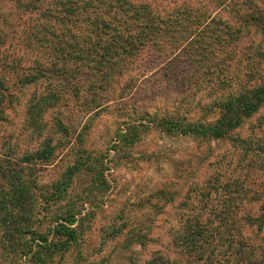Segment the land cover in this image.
I'll return each instance as SVG.
<instances>
[{"label": "trees", "instance_id": "obj_1", "mask_svg": "<svg viewBox=\"0 0 264 264\" xmlns=\"http://www.w3.org/2000/svg\"><path fill=\"white\" fill-rule=\"evenodd\" d=\"M16 3L19 12H33L40 20L32 35L34 43L40 46L36 48L40 55L27 65H19L17 60L10 64L2 62L0 119L3 118L1 105L9 96V88L4 84L5 72L18 70L15 75L18 84L45 79L48 87L31 93L25 110L23 124L35 139V146L21 156L8 148L0 157V253L9 249L29 258L35 256L39 264H46L53 255L69 252L79 245L85 233L84 223L94 217L92 208L99 206L97 201L105 196L109 186L105 158L110 150L115 157H127V150L141 139L142 133L155 126L167 134L221 140L264 104V81L250 80L247 78L250 73L245 79L222 75L216 84L222 85L223 92L204 111L212 114L217 110L213 120L207 121L204 116L191 119L178 108L160 114L137 110L140 117L126 119L116 130L111 139L112 148L88 149L84 145L88 123L78 130L70 115L57 112L49 119L45 113L67 107L69 96L74 98L71 108L77 111L102 108L113 100L110 93L116 92L118 99L125 98L136 88V81L145 76L157 77L164 83L178 82L180 73L176 66L181 59L194 71L199 70L201 60L207 57L226 59L227 66L233 60L236 64L241 60V50L237 51L236 46L240 30L193 3L187 4L179 15L147 0H33L31 3L16 0ZM252 18L244 20H253L264 35V16ZM7 33L6 29L0 30V43ZM257 54L264 55V51L258 50ZM159 56L162 57L156 61ZM222 65L220 69L216 67L217 72L225 70ZM195 83L201 84L202 80ZM66 148L70 150L69 161L56 177L41 179L39 168L54 164L58 151ZM80 177L86 179L87 187L76 193L72 186ZM99 186L103 188L100 197L96 193ZM224 186L230 191L234 188L237 204L245 200L244 185L234 181ZM209 192L205 189L206 195ZM155 195L168 202L174 199L175 192L159 189ZM218 212L219 219L215 222L203 210L197 218L186 213L185 217L181 216L185 221L172 233V242L179 252L191 254L200 264L208 260L213 263L210 260L214 250H220L222 243L230 239L231 250L225 258H233L232 262L236 259L235 264H260L253 249L255 245L247 242L239 230L252 222L262 230L264 211L255 218L249 212L240 215L242 226L235 227L236 234L231 228L235 222L230 217L232 210L222 208ZM224 213L229 222L223 220ZM108 234L116 236L117 228L112 226ZM143 237L133 232L126 244L142 243ZM248 251L250 257L244 256ZM184 256L179 261L163 255L151 256L147 264H191Z\"/></svg>", "mask_w": 264, "mask_h": 264}, {"label": "rangeland", "instance_id": "obj_2", "mask_svg": "<svg viewBox=\"0 0 264 264\" xmlns=\"http://www.w3.org/2000/svg\"><path fill=\"white\" fill-rule=\"evenodd\" d=\"M22 1L31 3L33 0ZM147 1L169 12L176 11V15L187 4L193 3L198 9H207L213 15L225 19L233 28L240 30L236 46L237 51L241 50V60L236 64V60H233L227 66L226 59L207 57L201 60L199 70L194 71L190 65L182 63L181 59V63L176 66L177 73H180L178 82L164 83L157 77L145 76L136 81V88L125 98L118 99L116 92L110 93L113 100L102 108L77 111L71 108L74 98L69 96L67 107L54 108L45 113L44 116L49 119L56 116L57 112L70 115L71 120L77 123L78 130L88 123V134L84 137V145L88 149L104 151L112 148L111 139L116 130L122 127L126 119L140 117L137 110L147 109L149 113L160 114L178 108L191 119L204 116L207 121L213 120L218 111L212 114L204 111L223 92L222 85L218 87L216 84L222 75L245 79V75L250 73L247 77L250 80L264 81V55L257 54L258 50L264 51V35L253 20H244L246 17L253 19L264 16V0ZM38 21L33 12H19L16 0H0V30L6 29L8 32L4 42L0 43V66L15 60L19 65H27L38 58L40 54L36 53V48L40 46L32 39L34 31L39 28L36 24ZM160 57H156V61ZM221 65L225 70L217 72L216 67L220 69ZM17 73L18 70L3 74L9 96L1 105L0 157L7 153L8 148L21 156L22 152L35 146V139L29 136L23 124L25 110L31 93L48 87L45 79L18 84L15 77ZM201 80V84L195 83ZM212 108L215 109L214 106ZM127 151L128 156L121 158L119 155L113 156L110 150L109 156L105 158L108 165L105 174L109 186L102 201H97L99 206L92 208L95 210L94 217L84 223L85 233L79 245L69 252L53 255L46 264H147L151 256L159 255L177 261L185 255L191 264H200L193 260L191 254L180 253L172 242L173 230L185 221L181 216L186 213L197 218L200 210H203L209 214L210 221L215 222L219 219L218 211L226 208L232 210L230 217L235 222L231 228L232 233L236 234L235 227L238 229L242 226L240 215L249 212L255 218L264 211V104L224 139L204 140L189 135L177 136L164 133L155 126L142 133L141 139ZM69 152L67 148L59 150V157L54 164L39 168V177L45 181L56 177L69 161ZM234 181L244 185L247 191L245 200L239 204L233 197L237 195L234 188L230 191L229 187L224 186ZM86 187V179L80 177L74 182L72 190L78 193ZM159 189L174 191V199L165 202L166 198L155 195ZM205 189L210 190L208 195ZM97 191L99 195L103 188L99 186ZM223 216V220L229 218L225 213ZM112 226L117 228L116 236L108 234ZM239 231L244 233L247 242L255 245L253 249L257 253L256 257L260 264H264V227L262 230L257 229L252 222ZM133 232L144 235L142 243L133 241L126 244ZM228 244H232V240L223 242L220 250L216 248L213 260H210L213 263L208 260L206 264H235L236 259L232 262L233 258H225L231 250ZM249 254V251L245 252L244 256L250 257ZM238 260L241 263L243 259L240 257ZM0 264L39 262L35 256L29 258L21 252L15 253L8 249L0 253Z\"/></svg>", "mask_w": 264, "mask_h": 264}]
</instances>
